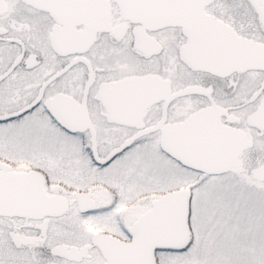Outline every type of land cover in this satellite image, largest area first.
I'll return each instance as SVG.
<instances>
[{
  "label": "snow or ice",
  "instance_id": "1",
  "mask_svg": "<svg viewBox=\"0 0 264 264\" xmlns=\"http://www.w3.org/2000/svg\"><path fill=\"white\" fill-rule=\"evenodd\" d=\"M0 264H264V0H0Z\"/></svg>",
  "mask_w": 264,
  "mask_h": 264
}]
</instances>
